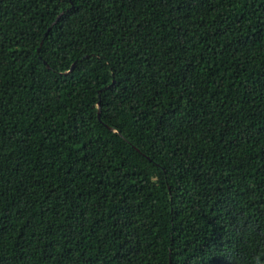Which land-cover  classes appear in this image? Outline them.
Segmentation results:
<instances>
[{
  "label": "trees",
  "instance_id": "16d2710c",
  "mask_svg": "<svg viewBox=\"0 0 264 264\" xmlns=\"http://www.w3.org/2000/svg\"><path fill=\"white\" fill-rule=\"evenodd\" d=\"M0 264H264V0H0Z\"/></svg>",
  "mask_w": 264,
  "mask_h": 264
},
{
  "label": "water",
  "instance_id": "95a60500",
  "mask_svg": "<svg viewBox=\"0 0 264 264\" xmlns=\"http://www.w3.org/2000/svg\"><path fill=\"white\" fill-rule=\"evenodd\" d=\"M98 108H99V104H98ZM99 110V109H98ZM98 113H99V111H98Z\"/></svg>",
  "mask_w": 264,
  "mask_h": 264
}]
</instances>
